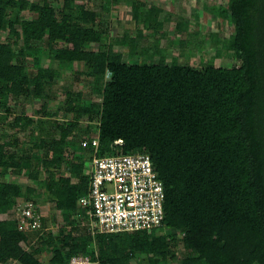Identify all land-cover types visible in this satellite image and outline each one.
<instances>
[{
	"label": "trees",
	"instance_id": "trees-1",
	"mask_svg": "<svg viewBox=\"0 0 264 264\" xmlns=\"http://www.w3.org/2000/svg\"><path fill=\"white\" fill-rule=\"evenodd\" d=\"M125 2L139 25L137 36L127 30L116 40L128 53L104 44V32L88 26L100 14L77 0H0V114H15L12 101H44L36 119L23 109L9 126L28 131L36 125L31 149L16 150V132L0 135V216L21 200L36 204L44 186L66 223L63 236H41L21 232L19 220H0V264H72L76 257L90 264H264V0H233L222 14L233 33L217 55L241 61L232 68L169 65L165 53L151 63L153 50L139 54L138 41L145 30L156 37L172 14L160 21L161 7L143 10L134 0H103V11ZM26 12L33 15L29 26L44 29L53 49L46 60L42 47L21 43ZM192 23L176 20L182 47ZM71 46L79 48L100 101L85 102L83 92L67 90L60 106L52 95L58 69L76 64ZM50 119L60 134L53 140L47 139ZM96 135L99 157L151 156L166 195L160 230L93 236L78 224V202L89 188L85 158L94 154L82 141ZM43 165L49 176L42 184ZM10 174L38 184L25 194L7 181Z\"/></svg>",
	"mask_w": 264,
	"mask_h": 264
},
{
	"label": "rangeland",
	"instance_id": "rangeland-1",
	"mask_svg": "<svg viewBox=\"0 0 264 264\" xmlns=\"http://www.w3.org/2000/svg\"><path fill=\"white\" fill-rule=\"evenodd\" d=\"M138 3L139 7L143 10L154 5L159 6L163 9V13L159 16L160 21H164L166 14H172V18L165 21L164 28L159 31L156 37H151L149 31H143L142 38L138 41V53L142 51V48H150L153 50L151 63H157L162 53L166 54V60L169 65H190L193 67H204L207 65H214L215 67L232 68L234 66H241V61L233 57L232 53L230 56L219 58L218 53L222 50V41L224 38L233 33V29L230 23L225 19L222 14H225L229 5L233 0H134ZM78 4H84L87 8L92 9L100 14L98 21L89 24L88 26L97 28L104 32V44L113 46L116 50L122 53H128L129 49L121 48L116 45V40L121 38L126 31L130 32L132 37H135L139 33V25L134 16V10L132 3L125 2L113 7L111 13L103 11V0H77ZM58 3L56 7L58 8ZM178 16H184L193 21L191 29L187 32L185 37L186 46L182 47L176 42L175 28L176 20ZM33 15L30 12H26L22 17V24L18 26L19 31L22 34L21 43L25 46H40L44 49V58L46 60L50 56L51 46H47L46 39L47 35L44 29L33 28L29 26V21ZM168 34V37H162L163 33ZM5 33H3V39ZM73 55L76 60V64L73 69L59 70L56 75V82L53 90V96H55L60 106H62L66 100L65 91L73 90L75 92H83L85 95V102H97L100 101L99 96L93 91L94 84L91 83V79H88L85 74V67L81 60V53L79 48L71 46ZM98 50V46L93 48ZM39 62V59L34 60ZM133 62L134 59H131ZM143 62V60L141 61ZM46 66L51 65L50 63H43ZM44 101L30 99H22L17 106L15 102H11L12 107L14 106L15 114H21L23 109L27 115L32 118H37L39 115L37 112L40 110ZM14 115L0 114V135L8 134L11 135L16 132V140L19 142L20 147L16 148L17 151H24L31 149L33 146V140L38 138V131L36 125L32 126L28 131L17 129L12 130L10 124L15 120ZM66 118L62 116V119ZM56 121L50 119L48 124L47 139L53 140L59 138L60 134L56 131ZM97 127V126H95ZM94 127V128H95ZM94 135V134H93ZM86 137V136H85ZM84 138V137H83ZM39 159L42 158V152H39ZM68 158V156H67ZM89 164L88 157L85 158ZM86 163V164H87ZM47 166L43 165L41 169L42 173V184L45 178H48ZM89 167L87 165L85 174ZM7 181L10 183L19 184L26 194L27 188L38 182H32L25 177H19L15 175H8ZM77 182V180H74ZM36 204L29 203L21 200L16 206L9 207L5 214L0 216V220H21L23 211L27 206H33L34 211L40 214L43 218L44 227L48 229L45 233L54 236H63L62 229L66 228V223L63 219L62 212H60L55 204V195L52 199H49L45 187L42 186L37 191ZM80 225V223H78ZM71 227H67L70 230ZM170 233V232H167ZM23 248L30 251L31 247L27 244H22ZM178 258L182 257L184 250L182 245L177 246ZM46 256L41 257L42 262H46ZM9 264H19L11 261ZM81 264V263H80Z\"/></svg>",
	"mask_w": 264,
	"mask_h": 264
},
{
	"label": "built area",
	"instance_id": "built-area-1",
	"mask_svg": "<svg viewBox=\"0 0 264 264\" xmlns=\"http://www.w3.org/2000/svg\"><path fill=\"white\" fill-rule=\"evenodd\" d=\"M82 146H91L94 154L88 164V192L78 202L83 212L80 226L88 228L93 236L160 230L165 220L166 195L151 156L137 153L99 157L98 135L92 140L85 138ZM19 223L23 233L44 236L48 231L31 205L23 211ZM80 263L90 264V260H72V264Z\"/></svg>",
	"mask_w": 264,
	"mask_h": 264
}]
</instances>
